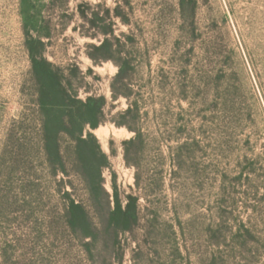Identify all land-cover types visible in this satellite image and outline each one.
<instances>
[{"label": "rangeland", "instance_id": "374dc122", "mask_svg": "<svg viewBox=\"0 0 264 264\" xmlns=\"http://www.w3.org/2000/svg\"><path fill=\"white\" fill-rule=\"evenodd\" d=\"M28 3L69 95L105 100L111 169L85 181L68 139L70 177L51 169L21 0H0V264H264V0ZM115 186L140 197L128 229Z\"/></svg>", "mask_w": 264, "mask_h": 264}, {"label": "trees", "instance_id": "16d2710c", "mask_svg": "<svg viewBox=\"0 0 264 264\" xmlns=\"http://www.w3.org/2000/svg\"><path fill=\"white\" fill-rule=\"evenodd\" d=\"M28 4V0H21L22 15L24 19L26 18V28L28 29L29 40L27 45L32 62V72L39 87V105L44 116V118H40L41 133L39 135L44 154L55 174H62L64 179L69 178L72 160L69 158L68 148H65V141L68 139L76 162L82 163L79 175L85 181H92L94 186L102 189L104 186L103 171L111 169V162L110 157L103 152L93 130H96L102 123L99 118H95L100 113V109L95 110L94 107L99 105V108L102 109V102L105 100L102 97L90 96L86 101H82L77 94L69 95L65 71L54 65L46 57L47 45L44 41L46 36H43L39 31L37 36L31 35L29 29L31 22L27 15ZM124 71L125 67L120 65L119 72L112 84L115 99H118L120 95L117 84L122 79ZM129 112L133 111L129 109ZM138 139L140 138L136 137L127 142L126 145H134ZM27 156L29 157L31 154ZM125 157L126 161L130 163L127 153ZM14 163H20L16 155H14ZM64 179L63 182H65ZM137 181H139L138 178ZM115 190L114 200L109 201L111 212L114 217L122 219L128 229V225L136 222L139 217L140 197L128 196L125 203L119 196L117 186H115ZM66 203L65 211L68 223L72 227H76L75 223L80 219L85 221L88 218L86 205L76 200L70 192H66Z\"/></svg>", "mask_w": 264, "mask_h": 264}]
</instances>
